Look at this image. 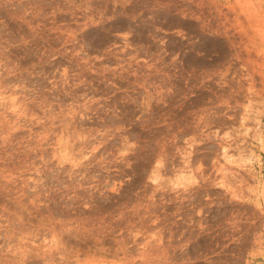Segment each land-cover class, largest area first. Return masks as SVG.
<instances>
[{
	"label": "rangeland",
	"instance_id": "1",
	"mask_svg": "<svg viewBox=\"0 0 264 264\" xmlns=\"http://www.w3.org/2000/svg\"><path fill=\"white\" fill-rule=\"evenodd\" d=\"M263 189L264 0H0V264H264Z\"/></svg>",
	"mask_w": 264,
	"mask_h": 264
},
{
	"label": "bare ground",
	"instance_id": "2",
	"mask_svg": "<svg viewBox=\"0 0 264 264\" xmlns=\"http://www.w3.org/2000/svg\"><path fill=\"white\" fill-rule=\"evenodd\" d=\"M248 21V20H247ZM252 21H254V20H252ZM251 22V21H250ZM245 32V31H244ZM247 32V31H246ZM248 34V33H247ZM246 35V34H245ZM250 34H248V36H249ZM256 35V34H255ZM247 37V36H246ZM250 37V36H249ZM248 38V37H247ZM251 39V38H250ZM252 39H254V37L252 38ZM252 39H251V41H252ZM247 41V40H246ZM254 41V40H253ZM256 43V42H255ZM233 44V41H230V43H229V45L227 46V48H225V50L223 51V52H221L222 53V55L220 56V57H222L223 59H226L227 57H228V55H229V53H228V51L230 52L231 50H230V48H232V50H233V48H234V52H233V55H236L237 53L236 52H238L236 49H235V47L232 45ZM222 51V50H221ZM231 54V53H230ZM229 57H230V55H229ZM228 57V58H229ZM236 58V57H235ZM239 58V57H238ZM222 59V60H223ZM225 61V60H224ZM228 70V69H227ZM253 81V80H252ZM250 87V86H249ZM253 91V90H252ZM255 91V90H254ZM262 193V192H261ZM263 200H264V189H263Z\"/></svg>",
	"mask_w": 264,
	"mask_h": 264
}]
</instances>
